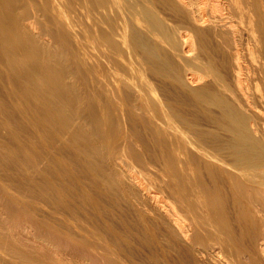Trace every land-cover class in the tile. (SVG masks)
<instances>
[{
	"label": "bare ground",
	"instance_id": "6f19581e",
	"mask_svg": "<svg viewBox=\"0 0 264 264\" xmlns=\"http://www.w3.org/2000/svg\"><path fill=\"white\" fill-rule=\"evenodd\" d=\"M0 264H264V0H0Z\"/></svg>",
	"mask_w": 264,
	"mask_h": 264
},
{
	"label": "rangeland",
	"instance_id": "374dc122",
	"mask_svg": "<svg viewBox=\"0 0 264 264\" xmlns=\"http://www.w3.org/2000/svg\"><path fill=\"white\" fill-rule=\"evenodd\" d=\"M50 21H51V20H50ZM48 23H49V22H48ZM71 54H72V53H71ZM76 59L78 60V58H76ZM73 62H74V65H76L77 62L75 61V59H74ZM134 116H135V115H134ZM136 116H137V118L141 121V117H140V115H136ZM136 116H135V117H136ZM138 116H139L140 118H139ZM137 118H136V122H134V123H135L134 125H135V126L138 125L139 127L136 126V128H135V132H136V131L138 132V131L140 130V131H139V134H140L142 130L145 131V127L143 126L144 129H143L142 127H141L142 129L140 128V126H142V124H143V121H141V123L139 122V124H136V123H138V122H137V121H138ZM135 126H134V127H135ZM138 128H139V129H138ZM137 132L135 133L136 135L138 134ZM144 134H146V133L142 131V134H141V135L144 136ZM143 136H142V137H143ZM139 137H140V136H139ZM139 137H138V135L136 136V138H139ZM142 137H140L138 140L140 141V140L145 139V138H144L145 136L143 137V139H141ZM140 142H142V141H140ZM143 144H146L145 141H143ZM148 145H149V144H148ZM144 146H145V145H144ZM146 146H147V145H146ZM147 147H148V146H147ZM149 149H150V148H149ZM4 166H5V165H4ZM5 167H8V165H6ZM5 169H6V168H5ZM7 170H8V168H7ZM8 172H9V170H8ZM9 173L13 174V172H11V171H10ZM146 173H147V174H146ZM153 173H154V174H153ZM143 175H144L145 177H148V178L151 179L152 181L156 179V178H155V170H154L153 168H150V171L148 170L147 172H143ZM148 178H146V181H145V180H144V181L147 182V180H149ZM105 208H106V207H105ZM105 208H104V210H102V208H99V209L101 210V212H98V213H100L101 216L104 215V214H101V213H103L102 211L106 212V211H105Z\"/></svg>",
	"mask_w": 264,
	"mask_h": 264
}]
</instances>
